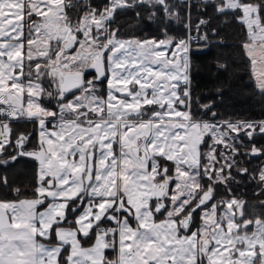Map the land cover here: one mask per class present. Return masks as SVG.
Wrapping results in <instances>:
<instances>
[{
  "label": "snow or ice",
  "instance_id": "6c2138e0",
  "mask_svg": "<svg viewBox=\"0 0 264 264\" xmlns=\"http://www.w3.org/2000/svg\"><path fill=\"white\" fill-rule=\"evenodd\" d=\"M133 6L109 0L99 15L92 9L73 23L65 0H0V104L7 105L0 114L38 121L40 150L34 155L41 181L36 199L0 202V264H60L63 250L65 264H264V220L243 219V202L236 199L209 205L213 185L227 182L239 154L231 134L251 138L257 126L193 119L187 87L180 89L188 83L187 56L181 64L177 51L166 54L173 41L120 40L109 31L114 13ZM218 10L242 12L251 41L243 47L264 91V0H224ZM174 47L188 51L185 41ZM89 68L96 81L107 79L105 97L96 81L85 80ZM46 76L56 86L59 113L38 102L53 96L41 83ZM58 115L49 129L47 118ZM259 131L264 133V121ZM10 132L0 124V151ZM205 136L212 144L202 153ZM25 141L19 137L17 147ZM217 145L229 150L221 153L223 164ZM251 152L261 150L253 146ZM161 161L171 162L172 171ZM81 205L70 222L75 227H62L69 210ZM198 209L202 226L189 233ZM105 221L115 226L101 227ZM53 234L57 243L51 246L37 240ZM90 234L95 242L84 248L80 237ZM109 248L118 249L115 261L104 257Z\"/></svg>",
  "mask_w": 264,
  "mask_h": 264
},
{
  "label": "trees",
  "instance_id": "16d2710c",
  "mask_svg": "<svg viewBox=\"0 0 264 264\" xmlns=\"http://www.w3.org/2000/svg\"><path fill=\"white\" fill-rule=\"evenodd\" d=\"M128 2L134 6L118 9L109 21V31L115 30L116 38L156 41L171 39L174 47L176 42L187 39L188 23L196 26L194 30L205 35L204 40L190 45L189 82L180 88L181 93L185 87L188 89L190 95L188 104L193 119L218 123L249 122L257 126L251 138L243 132L235 137L234 142L239 154L234 156L235 163L227 182L213 185L215 193L209 205L236 199L243 202V219L264 220V181L260 175L264 166V133L259 131V123L264 121V91L257 87L251 61L243 47L249 41V34L247 26L241 20L242 12L218 10L224 0H165L164 5L156 3V0H145L143 3L137 0ZM250 2L259 3L260 0ZM65 3L69 5L66 8L69 19L76 23L92 9L99 15L109 0H65ZM261 16L264 18V12ZM27 32L28 29L26 34ZM105 55L107 56V53ZM39 62L43 65L42 59ZM25 70L27 71V68ZM87 72V75H94L93 71ZM50 80L51 77L46 76L41 83L46 91L53 92V96L42 95L40 104L59 113V101L55 96L56 86L50 83ZM96 83L98 95L105 97L108 91L107 79L98 80ZM70 98L71 95L68 96V99ZM9 126L10 142L0 152V160L8 159L14 154L15 140L20 134L28 135L26 145L28 149L40 147L36 119L21 118L9 122ZM210 140V136L205 137V142L201 145L202 153L208 150ZM253 146L261 152L252 154ZM228 151L222 147L218 149L216 151L218 160H222V152ZM204 162L202 159V163ZM161 163H167L170 172L172 171L171 162ZM38 168L37 162L26 158H17L7 165L0 163V202L36 199L39 186ZM243 169L246 171H242ZM225 175H228L227 170ZM201 182L205 186L208 184L207 179H202ZM49 201L46 200L38 208L43 209ZM82 209L83 206L75 213L69 210L67 220L61 226L75 227L70 222L77 218ZM157 219L162 220L164 216L158 215ZM237 222H240V218H237ZM105 225H112V222L105 221L101 224ZM201 226V212L198 209L193 214L192 226L188 231L190 233ZM253 230L254 225H249L248 231ZM39 238L45 243H57L54 234L51 239ZM94 242V235L80 237V244L83 247H90ZM67 255V250L61 252L60 264H65ZM104 257L106 260L115 261L117 249H106Z\"/></svg>",
  "mask_w": 264,
  "mask_h": 264
},
{
  "label": "rangeland",
  "instance_id": "374dc122",
  "mask_svg": "<svg viewBox=\"0 0 264 264\" xmlns=\"http://www.w3.org/2000/svg\"><path fill=\"white\" fill-rule=\"evenodd\" d=\"M36 19H39V18H36ZM241 20L243 21V19L241 18ZM244 22V21H243ZM245 23V22H244ZM245 25H246V23H245ZM247 26V25H246ZM249 34V33H248ZM27 35H28V32H27V34H26V37H27ZM81 39H82V37H81ZM117 39H120V38H117ZM120 40H133V39H120ZM136 40H138V39H136ZM148 40H152V39H148ZM165 40H168V39H165ZM140 41H144V40H140ZM185 42L187 43V45H188V51H187V53L185 54L184 52H181V51H178V50H176L175 49V47H169L168 49H167V55L169 56V57H171V54H172V52L173 51H177V59H180V63L181 64H183L184 63V61H183V59H181L182 57H184L185 55L187 56V68H186V75L188 76V82H189V70H188V61H189V53H190V45L191 44H188V42H187V39L185 40ZM251 41H250V39H249V41L248 42H246V43H250ZM76 50L77 51H79V48H78V46H77V48H76ZM91 68H89L88 70H90ZM88 70H86L85 72H87ZM90 79L89 80H94V76L93 75H91L90 77H89ZM97 84V83H96ZM188 84V83H187ZM185 86V84L183 83V82H181L180 83V88L181 87H184ZM97 88H98V86H97ZM188 90V89H187ZM23 99H24V97H23ZM27 99H28V97H26V99H25V101H27ZM38 99V102L40 103V97H38L37 98ZM71 99V98H70ZM187 103H188V101H187ZM45 108V107H44ZM47 109V108H46ZM52 111V110H51ZM59 122V115L58 116H56V117H49V118H47V120H46V125H47V127L49 128V129H52V126H53V124H55V123H58ZM209 122V121H208ZM49 123H51V125H49ZM211 123H216V122H211ZM232 123H236V122H232ZM220 124H222V123H220ZM9 125V124H8ZM9 128H10V126H9ZM38 129H39V132H40V128H39V124H38ZM21 136H23V137H26V139H28V135H26V134H20ZM233 137H236V134H231ZM205 137H207V136H205ZM39 142H40V138H39ZM27 143H28V141H27ZM212 144V138H211V140H210V142H209V145H211ZM27 145V144H26ZM222 147V149H223V146H220V145H217L216 146V151L218 150V149H220ZM40 148V147H39ZM15 151V150H14ZM209 151V148H208V150L206 151V152H208ZM225 154H228V152L226 153V152H224ZM216 155H217V153H216ZM222 157V156H221ZM217 159H218V157H217ZM220 163L221 164H223L224 163V159H223V157H222V160L220 161ZM39 177H40V163H39ZM262 171H264V166H263V168H262V170H261V172ZM261 175V174H260ZM41 186V181H40V179H39V186H38V188ZM50 200V199H49ZM46 201V200H45ZM8 202H14V203H18L19 201H8ZM51 201H49L48 202V204L50 203ZM48 204L43 208V209H40V208H38L37 207V211L39 212V211H44L46 208H47V206H48ZM222 211H223V207H218V209H217V215L219 216L221 213H222ZM81 214V213H80ZM79 216V215H78ZM77 216V217H78ZM109 226H112V227H114L115 225H105V226H101V227H109ZM37 240L39 241V242H41V243H44V244H46V245H49V246H51V245H53V244H49V243H45V242H43L39 237H37ZM93 246V245H92ZM92 246H90V247H92ZM90 247H84V248H90ZM106 250V249H105ZM105 250H104V255H105ZM117 257H118V249H117ZM117 257H116V259H117Z\"/></svg>",
  "mask_w": 264,
  "mask_h": 264
},
{
  "label": "water",
  "instance_id": "95a60500",
  "mask_svg": "<svg viewBox=\"0 0 264 264\" xmlns=\"http://www.w3.org/2000/svg\"><path fill=\"white\" fill-rule=\"evenodd\" d=\"M91 70H93L96 73L95 69H91ZM101 80H103V79H101ZM101 80H99V81H101ZM19 137H21V135H19L15 140V147H14L15 152H14V154L11 157H9L8 159L0 160V163L3 165H7L8 163L14 162L17 158L22 157V158L33 160L39 164V161L36 159L34 153L38 152L40 150V148L28 149L26 147V145H24V144H23L22 148L17 147L16 141Z\"/></svg>",
  "mask_w": 264,
  "mask_h": 264
},
{
  "label": "built area",
  "instance_id": "2783aa9c",
  "mask_svg": "<svg viewBox=\"0 0 264 264\" xmlns=\"http://www.w3.org/2000/svg\"><path fill=\"white\" fill-rule=\"evenodd\" d=\"M200 23L197 24L199 26ZM196 26H192L190 23H188V35H187V42L188 44L197 42V41H202L205 39V35L202 33L200 34L196 29ZM0 110H4V113L7 111V105L0 104ZM17 118H11L8 117L6 114H0V122L1 123H9L11 121L16 120ZM112 227V226H109Z\"/></svg>",
  "mask_w": 264,
  "mask_h": 264
},
{
  "label": "flooded vegetation",
  "instance_id": "af4514ba",
  "mask_svg": "<svg viewBox=\"0 0 264 264\" xmlns=\"http://www.w3.org/2000/svg\"><path fill=\"white\" fill-rule=\"evenodd\" d=\"M88 71H93V70H88ZM88 74V72H85V74H84V78H85V80H89L90 78H88L90 75H87ZM93 76H94V81H96V73L93 71ZM15 152V151H14ZM83 205H81L80 207H77V210H79L81 207H82ZM71 207H76V205L75 204H73ZM71 213H73L72 211H71Z\"/></svg>",
  "mask_w": 264,
  "mask_h": 264
},
{
  "label": "crops",
  "instance_id": "0c3cea01",
  "mask_svg": "<svg viewBox=\"0 0 264 264\" xmlns=\"http://www.w3.org/2000/svg\"><path fill=\"white\" fill-rule=\"evenodd\" d=\"M27 19V18H26ZM25 37H26V31H27V27L25 28ZM188 68H189V61H188ZM26 95L24 96V100L26 99ZM209 122H213V121H209ZM216 123H218V122H216ZM0 124H2L1 122H0ZM8 124V123H7ZM27 141H28V139H26V141L24 142V145H26L27 144ZM1 152V151H0ZM182 234H184V233H182Z\"/></svg>",
  "mask_w": 264,
  "mask_h": 264
},
{
  "label": "bare ground",
  "instance_id": "6f19581e",
  "mask_svg": "<svg viewBox=\"0 0 264 264\" xmlns=\"http://www.w3.org/2000/svg\"><path fill=\"white\" fill-rule=\"evenodd\" d=\"M22 158V157H21Z\"/></svg>",
  "mask_w": 264,
  "mask_h": 264
}]
</instances>
